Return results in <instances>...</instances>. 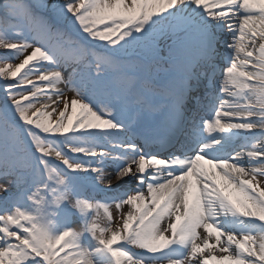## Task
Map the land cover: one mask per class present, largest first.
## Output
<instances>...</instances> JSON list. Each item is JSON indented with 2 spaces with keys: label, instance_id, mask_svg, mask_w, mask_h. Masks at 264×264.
Returning <instances> with one entry per match:
<instances>
[{
  "label": "snow or ice",
  "instance_id": "obj_1",
  "mask_svg": "<svg viewBox=\"0 0 264 264\" xmlns=\"http://www.w3.org/2000/svg\"><path fill=\"white\" fill-rule=\"evenodd\" d=\"M0 48V264H264V0H0Z\"/></svg>",
  "mask_w": 264,
  "mask_h": 264
},
{
  "label": "rangeland",
  "instance_id": "obj_2",
  "mask_svg": "<svg viewBox=\"0 0 264 264\" xmlns=\"http://www.w3.org/2000/svg\"><path fill=\"white\" fill-rule=\"evenodd\" d=\"M28 2H34V0H28ZM30 51V50H29ZM9 55V53H8V50H6V49H2V48H0V57H4V56H8ZM22 59V57L21 58H19V59H10V60H8L7 61V63H11V64H17V63H19L20 62V60ZM2 66H4V63L3 62H0V67H2ZM162 71H161V73H160V75L161 74H165V71H163V70H166V69H168V65L167 64H163L162 66ZM68 71H70V69L68 70ZM33 79H35V77H33ZM0 83H3V81L2 80H0ZM75 95V93L74 92H71V91H66L65 92V97H68V98H70V97H73ZM3 103V92L2 91H0V104H2ZM60 108L62 109L63 108V105L61 104L60 105ZM70 112V111H69ZM68 112V113H69ZM77 112H79V107L77 108ZM57 115H58V113H53V117H52V119L55 121V119L57 118ZM66 122V121H65ZM112 168H109L108 170H111ZM4 177H0V182H4ZM9 179H11V177H9ZM85 183H87V181H84ZM130 185L132 184V186H135V181L134 180H131L130 181V183H129ZM122 190V189H121ZM4 207V205L2 204V203H0V208H3ZM111 211L115 214L114 216V222H115V218L118 216V212H117V210L115 209V208H112L111 209ZM124 211L126 212L127 211V208H125L124 209ZM78 215H73V217H72V224L73 223H76V221H77V219H78ZM82 226H80L79 228H81ZM92 243H94V241H91ZM134 251H138V250H136V249H133Z\"/></svg>",
  "mask_w": 264,
  "mask_h": 264
},
{
  "label": "bare ground",
  "instance_id": "obj_3",
  "mask_svg": "<svg viewBox=\"0 0 264 264\" xmlns=\"http://www.w3.org/2000/svg\"><path fill=\"white\" fill-rule=\"evenodd\" d=\"M60 87H64L63 85H61ZM51 110V108H49L48 109V111H50ZM69 115L71 114V109H69ZM240 143H242L241 141H236L235 142V144L233 145L234 147H236V146H238ZM108 171H112V169L111 170H108ZM131 180H129V179H126V180H124V181H121V188L123 189V187H127V186H129V182H130ZM115 186V185H114ZM130 187V186H129ZM125 208H127V206H125ZM112 214H113V217H115L114 215V213L112 212ZM82 223V222H81ZM80 223H79V221H77L76 223H73L72 224V226L74 227V228H79L80 227ZM213 243H214V239H213V241H212Z\"/></svg>",
  "mask_w": 264,
  "mask_h": 264
}]
</instances>
